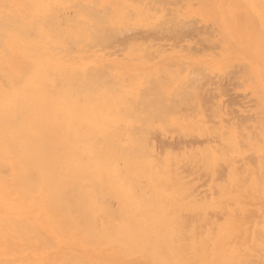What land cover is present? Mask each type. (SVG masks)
<instances>
[{"label": "bare ground", "instance_id": "1", "mask_svg": "<svg viewBox=\"0 0 264 264\" xmlns=\"http://www.w3.org/2000/svg\"><path fill=\"white\" fill-rule=\"evenodd\" d=\"M0 264H264V0H0Z\"/></svg>", "mask_w": 264, "mask_h": 264}]
</instances>
